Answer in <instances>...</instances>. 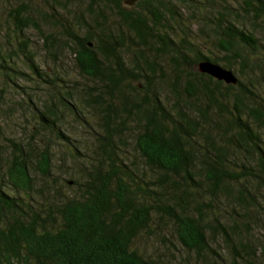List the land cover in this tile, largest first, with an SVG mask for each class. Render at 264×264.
Here are the masks:
<instances>
[{
	"label": "trees",
	"instance_id": "1",
	"mask_svg": "<svg viewBox=\"0 0 264 264\" xmlns=\"http://www.w3.org/2000/svg\"><path fill=\"white\" fill-rule=\"evenodd\" d=\"M52 1L65 9L60 0ZM80 1L87 6L75 20L57 19L53 8L48 17L55 13V21L45 20L56 29L50 33L41 27L46 14H38L37 19L28 9L13 14L21 36L35 29L48 55L61 60L59 53H68L78 73L95 81L99 90L87 96L95 102L90 100V105L94 104L102 123L94 151L82 157L80 177L66 182L72 193L55 188L44 200L37 197L41 192L36 190L32 171L36 164L44 179L53 176L49 146H43L41 152L17 149L13 154L0 178V264H168L133 247L154 218L162 225L171 222L178 240L189 251L205 252L209 228L234 247L237 220L227 218V223L216 217L214 224H207L200 201L224 195L231 198L233 211L238 206L244 212L242 216L251 217V210L264 216V141L258 130L264 128V110L254 106L253 84V88L247 86L234 71L235 65L243 72L254 71L248 58L237 50L243 46L257 51L259 40L233 19V13L226 12L214 28L224 55L219 60L193 53L183 45L187 39L177 43L167 31L166 27L173 30L167 24L170 19L179 17L175 4L184 0H146L132 8L122 0H70L72 4ZM245 11L264 22V0H249ZM106 14L116 16L118 24H110ZM57 28L63 33H56ZM187 49L194 55L191 61L185 59L183 50ZM145 51L173 57L176 101L161 96L154 80L158 67L143 55ZM127 56L132 68L126 66ZM202 61L233 71L237 84L228 85L200 73L197 66ZM30 64L42 77L33 59ZM129 77L140 84H131L126 93L123 80ZM59 82L65 81L59 78ZM67 95L61 94V104L77 114L79 109L71 102L75 95ZM211 106L219 110L213 119ZM39 113L42 128L78 151L58 125V110L48 105ZM125 134L133 136L145 170L153 174L150 179L142 178L135 162L126 161ZM231 148L235 153L229 155ZM239 153L245 156L240 159ZM239 162L241 170H237ZM257 223L264 234V226ZM249 252L254 257L245 259L246 264H264L263 242L256 248L250 246Z\"/></svg>",
	"mask_w": 264,
	"mask_h": 264
},
{
	"label": "rangeland",
	"instance_id": "2",
	"mask_svg": "<svg viewBox=\"0 0 264 264\" xmlns=\"http://www.w3.org/2000/svg\"><path fill=\"white\" fill-rule=\"evenodd\" d=\"M178 2L175 4V9L179 17L175 20L170 19L171 21L167 23L168 27H172L173 30L167 27L166 29L175 36L177 43L181 39H187L186 41L189 42L183 45L189 46L193 53L200 52L223 60L224 55L219 51L218 35L214 28L221 15L226 12L233 13V19L239 22L247 33L253 34L259 40L257 51L245 49L243 46L238 47L237 51L248 58L250 66L256 69L255 66L261 65L263 68L243 72L240 65H235L234 71L247 86L250 88L254 86L253 90L257 97V103L254 106L264 110V22H260L245 11L249 0H184L182 3ZM60 3L66 10L59 8L56 1L52 0H0V178H3L7 164L17 149L30 152L34 148L36 152H41L43 146H49L52 149L53 176L49 180L44 179L37 170L36 164L32 171L36 190L41 192L37 194V197L41 200L49 197L55 188L63 190L64 193L74 191L66 187V182L80 177L84 169L82 157H87L94 151L95 137L97 132H100L102 123L101 115L94 104L90 105L91 99L87 96V93L99 90L95 81L78 73L68 53L60 52L58 57L61 60L48 55L44 40L35 29L25 31L23 37L13 23L14 11L28 9L30 15L36 19L38 14L43 13L47 17L41 22L42 31L50 33L56 29L54 30L52 25L45 20L55 21L53 17L55 13L48 17L53 8L56 7L57 19L66 20V17H70L75 20L87 6L81 1L80 4H72L70 0H60ZM106 16L109 17L110 24H118L116 16L112 14H106ZM61 23L64 24L63 21ZM59 31L61 30L57 28L56 33ZM162 31L164 32L163 29ZM63 44L64 42L61 41V45ZM183 52L187 53L186 60L194 59V55L188 49ZM143 55L154 61L158 67L154 80L161 96L168 97L171 103L176 101L172 93L177 74L173 57L170 54L160 56L154 51H145ZM31 59L39 67L42 77H38L32 71ZM179 59L184 63L181 57ZM125 62L128 68H132L133 64L129 56ZM185 66L187 65L184 63ZM59 78L65 82H59ZM131 84H140V81L131 77L125 78L122 88L126 93L131 91ZM179 84L180 82L178 86ZM62 93L66 96L69 93L75 95V99L71 102L79 109L77 114L70 112L61 104L59 98ZM246 102L249 106L252 105L250 100ZM48 105L59 111L58 125L78 147V151L62 140H58L52 131L40 126L39 110L44 111ZM68 107L71 108L70 105ZM211 107L209 111L213 119L217 117L219 110L217 107ZM258 130L264 141V128ZM125 140L128 141L127 148H124L126 161L135 162L142 172H140L142 178L150 179L153 174L150 170H145L143 160L134 149L133 136L125 134ZM234 153V148H231L229 155ZM239 156L242 159L245 154L239 153ZM240 166L239 162L237 170H241ZM59 186L62 188H58ZM251 186V192L255 193L254 185ZM262 194L259 193L258 197L263 200ZM210 199L211 197L208 196L204 201H200L204 203L202 206L207 224H214L216 217L221 222L228 223V218L233 221L237 220L239 223L236 233H233L236 249L226 244L220 232L208 227L206 234L208 248L205 252L198 254L189 251L178 240L172 223L167 221V225H162L156 218L149 229L143 230L136 237L133 247L144 256L168 264H246L245 259L253 256L249 252V247L256 248L261 242L264 243V234L256 226L257 222L264 226V216L260 217L254 210H251V217L242 216L244 212L238 206L235 207L236 212L233 211L231 198H225L224 195L215 200ZM245 222H248L247 226L244 225ZM256 259L262 261L261 257H256Z\"/></svg>",
	"mask_w": 264,
	"mask_h": 264
},
{
	"label": "water",
	"instance_id": "3",
	"mask_svg": "<svg viewBox=\"0 0 264 264\" xmlns=\"http://www.w3.org/2000/svg\"><path fill=\"white\" fill-rule=\"evenodd\" d=\"M146 0H122V3L127 7H134L137 3ZM197 69L200 73L211 76L212 78L223 81L228 85H236L238 82L237 77L233 71L228 70L218 64L211 61H202L198 64Z\"/></svg>",
	"mask_w": 264,
	"mask_h": 264
}]
</instances>
